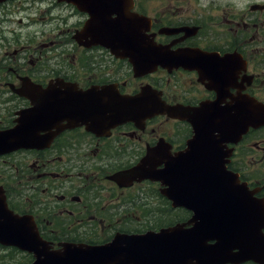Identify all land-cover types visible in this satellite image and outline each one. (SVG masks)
I'll use <instances>...</instances> for the list:
<instances>
[{"label":"flooded vegetation","instance_id":"obj_1","mask_svg":"<svg viewBox=\"0 0 264 264\" xmlns=\"http://www.w3.org/2000/svg\"><path fill=\"white\" fill-rule=\"evenodd\" d=\"M156 3L0 2V34L8 32L11 14L34 7L41 16L30 23L39 22L49 33L39 45L27 41L20 57L9 48L0 59V104L7 110L12 101L0 120V134L14 130L20 113L32 108L31 89L50 84L93 94L152 91L169 107L144 122L110 130L78 125L56 133L54 126L40 132L51 134L44 147L0 153V264H106L119 235L162 231L167 232L166 255L155 264H201L197 246L187 254L185 241L202 236L206 264H264L253 259L264 257V219L242 212L264 205V124L248 128L241 117L235 124L229 121V129L213 130L202 123L212 114L264 117V0ZM119 14L126 32L137 30L147 45L161 49L153 71L136 73L120 45L113 52L84 34L92 16L97 20L91 33L117 32ZM42 46L76 49L81 58L71 54V70H52L41 64L47 57ZM191 159L197 165L219 163L218 174L208 172V186L194 169L170 178L176 161ZM142 164L144 170L133 174ZM209 200L231 219H201L194 210L208 207ZM219 243L228 262L211 259Z\"/></svg>","mask_w":264,"mask_h":264},{"label":"water","instance_id":"obj_2","mask_svg":"<svg viewBox=\"0 0 264 264\" xmlns=\"http://www.w3.org/2000/svg\"><path fill=\"white\" fill-rule=\"evenodd\" d=\"M96 20L97 18L92 16L88 28L84 31V34L91 37L94 43H101L110 48L113 52L115 45H120L124 50L123 57H127L131 60L135 72L140 75L156 69V65L160 63L159 53L161 49L152 44L147 45L145 38L137 30L126 32L127 28L122 21L121 15L119 20L116 21L117 23L120 22V25L115 26L117 32L114 31L113 33H91V29L94 27ZM151 55L152 60L149 58L150 61L148 60L147 62L146 56L149 57ZM31 91L32 93H30L28 97L32 102V108L26 110L24 113H20L21 118L18 120L19 124L14 130L0 134V153L25 147H44L47 141L51 139V134L43 137L40 135V132L56 126V133H59L64 129L65 125L62 124L64 121H67L66 127L70 128L78 125H86L90 131H96L97 128L110 130V128L121 123L144 122L147 118L154 115L164 114L169 108L160 101L156 93L146 90L135 96H124L118 93L110 94L106 90L99 94L90 93L91 91L80 92L73 89L71 85L58 84L55 86L50 84L47 89L40 90V87H36L35 92L32 89ZM241 117H243L244 122H246L248 126L256 127L264 123L263 116L256 122L250 113H245L243 115L241 113L230 115H206L202 117V123L208 124L213 130L215 128L226 129L228 128L227 124L229 121L235 124ZM175 164L176 165L172 167L171 171L173 175H171L170 178L177 179V175H180V171L187 173L194 169L193 173H200L202 175L201 179L206 186L209 185L210 176L208 172L211 171L212 164L213 170L219 171L216 163L209 161H201L199 165H197L193 163V159H191L182 162L176 161ZM144 165L145 164H142L136 168L133 174L142 172L144 170ZM135 177L136 176L133 178ZM206 193L207 192H204L203 194ZM207 204L208 207L204 208L201 206V210L200 208L198 210L194 208L195 212H200L199 216L201 219H214L222 223L231 219L230 216L227 215V210L220 207L218 203L214 204V201L210 202L209 200ZM210 205L212 206L211 208H209ZM252 211L255 212V214L250 217L264 219L263 204H261L259 208L254 207L250 209L247 207L242 210L244 214H248ZM234 217L236 216L234 215ZM166 236V231L145 235L121 234L111 245L110 258H107L106 264H113L114 261L115 264H155L160 257L166 255L168 240ZM219 239L222 241L221 238ZM185 243L187 244L185 253L187 252V254H189L193 248L197 246V250L201 254V264H206V259L203 257V254H206L207 250L204 247L203 236L201 240L188 241L186 239ZM114 244L117 245V247L113 249ZM220 245L221 243H219L216 248L212 249L211 259H215L216 257L220 259L224 258L221 263L228 262V257L224 255ZM173 250L174 249L171 247H168L169 252ZM113 251L114 257H112ZM175 252H177V249H175ZM192 258H194V256H192ZM253 259L260 263H264V257L258 259L257 256H255Z\"/></svg>","mask_w":264,"mask_h":264},{"label":"rangeland","instance_id":"obj_3","mask_svg":"<svg viewBox=\"0 0 264 264\" xmlns=\"http://www.w3.org/2000/svg\"><path fill=\"white\" fill-rule=\"evenodd\" d=\"M152 5H157L156 1L159 0H149ZM20 4V3H19ZM194 5V2L192 3ZM12 7V6H11ZM20 7L29 8V5L20 4ZM10 18H12V23H8V32L1 33L0 37L6 38L9 40V44H1L2 41H0V59L6 58V55L10 52L8 49H12V55L13 57H20V51L19 49H24L23 45H26L25 43L27 41H36L37 45L41 43L42 41H46L48 36V30L47 28H44L41 26L39 22H36L40 18V14L36 7H34L31 10H21L19 13L11 14ZM34 19L36 20L32 24L30 21ZM9 21V19H7ZM49 26V25H48ZM50 26L55 27L56 24L50 23ZM53 40H58V38H55ZM50 44V42H48ZM51 48V49H47ZM41 53L44 51V54L47 55V57L44 56L42 60L43 66H48L50 69L55 70H61V66H64L66 68V71L71 70L72 65H69L71 63L70 55L75 54L78 59L81 58V52L76 49L73 51H69L61 46H51V47H41L40 48ZM68 65V66H66ZM75 67H78V64H74ZM71 67V68H70ZM1 84V83H0ZM172 81V85H173ZM3 87H0V89ZM12 101L9 102L8 105V111L9 107L11 106ZM5 105L0 104V120H2L7 115V110ZM1 169V167H0Z\"/></svg>","mask_w":264,"mask_h":264},{"label":"bare ground","instance_id":"obj_4","mask_svg":"<svg viewBox=\"0 0 264 264\" xmlns=\"http://www.w3.org/2000/svg\"><path fill=\"white\" fill-rule=\"evenodd\" d=\"M216 130H221V129L216 128Z\"/></svg>","mask_w":264,"mask_h":264}]
</instances>
